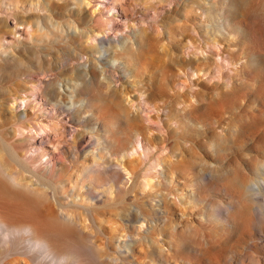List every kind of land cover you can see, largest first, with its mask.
<instances>
[{
    "label": "rangeland",
    "instance_id": "374dc122",
    "mask_svg": "<svg viewBox=\"0 0 264 264\" xmlns=\"http://www.w3.org/2000/svg\"><path fill=\"white\" fill-rule=\"evenodd\" d=\"M220 1L0 0V134L13 137L10 143L28 170L44 175L59 187H72L83 167L100 162L97 152L103 154V165L105 170L108 168L98 175L102 186L83 182L90 185L93 197L82 194L85 189L77 192L68 187L63 193L57 191V195L38 186L28 191L35 194L28 193L23 183L21 190L10 188L26 198L39 195L41 208L56 205L55 199H60L65 206L59 210L57 226L70 228L63 217L72 215L75 227L81 231L77 237L99 264H157L137 248L131 254L124 244L129 240L127 233L138 239V234L147 230L143 218L137 222L131 216L141 208L155 210L160 199L171 204V219L180 223L182 218L178 240L184 264L201 260L209 238L227 241L228 256L222 264H264V199L243 189L238 179L243 174L248 184L264 178L260 170L264 155L247 166L244 162L250 152L244 144L227 151H221L223 144L211 147L217 140L214 134L223 132L231 139L249 121L248 112L256 104L254 92H264V74L256 76L258 83L247 75H238L236 68L242 56L227 54L228 48L238 50L231 48L233 36L219 27L221 18L216 21L218 32L214 34V18L203 14V10L219 12ZM254 1L250 19L238 24L234 33L246 45L245 56L250 55L251 47L263 42L260 32L264 30V0ZM183 3L193 9L186 16L189 21L184 20ZM175 6L180 10L178 23L173 21ZM72 14L86 17L88 24L79 28ZM168 29L174 36L182 33L186 40L169 41ZM139 30L151 35L153 52L146 64L131 71H123L122 61L111 60L110 52L89 51L95 45L106 48L108 42L121 46L124 39ZM73 37L78 38L77 43ZM196 48L216 62L194 61L193 66L201 71L195 74L187 68L185 74L179 65L183 58L195 60ZM90 58L94 63L88 62ZM165 65L169 73L166 81H160L158 68ZM83 66L96 67L105 75L106 85L78 81L77 101L97 106L95 115L104 113V107L105 118L77 112L87 108L81 102L74 104L72 71ZM252 69L256 67L250 66ZM51 85L58 95L50 93ZM200 95L208 101H223L222 106L214 102L216 121H210L205 129L206 137L212 140L205 147L193 146L191 150L193 138L179 110L184 105L186 109ZM200 119L196 118L199 126L203 123ZM136 125L140 133L133 137ZM193 129L200 127L197 124ZM181 149L186 163L179 165ZM200 158L214 163L215 171L209 179L202 177ZM7 162L5 168L15 172L18 180L29 176ZM107 162L119 166L109 167ZM111 170L121 173L115 183L110 180ZM247 210L251 222L241 239L240 230L232 224ZM227 215L231 221L225 222L223 217ZM156 238L164 244L162 235ZM166 239L168 242V234Z\"/></svg>",
    "mask_w": 264,
    "mask_h": 264
},
{
    "label": "bare ground",
    "instance_id": "6f19581e",
    "mask_svg": "<svg viewBox=\"0 0 264 264\" xmlns=\"http://www.w3.org/2000/svg\"><path fill=\"white\" fill-rule=\"evenodd\" d=\"M175 2L177 4L178 0H175ZM254 3V0H221V9L219 10V12H216V14H214L212 12L208 13L206 10H203V14L205 16L209 14L208 16L214 18V22H211L213 26L215 25L214 34L218 32L216 21L218 18H221L223 23L220 24L219 27L224 30L225 34L233 36L235 41L232 42L231 48H233L234 46L235 48H237L236 50H238L234 52L232 49L228 48L226 49L227 54L230 56L236 54L234 58L242 56V61L237 64L236 68L238 75L240 77L242 74L247 75L250 77V80H254V82L256 81L258 83V78L256 76L258 74H264V30L262 29V31L260 32L261 37L263 36V42L254 48L251 47L250 55H247L250 57L244 55L246 51V45L244 41H240L239 39H237L234 34L238 31L237 25L242 24V21H245L250 16L249 13L250 10L253 9ZM172 10L174 14L173 21L174 23H178L180 19L177 17V14L180 13V10L178 6H175ZM182 12L184 20L189 21L186 16L193 12L191 6L183 3ZM70 16L73 18L75 24L79 28H83L89 22L87 18L83 17L82 15L79 16L78 14H72ZM54 17L55 16H53V18ZM55 19H59V16ZM167 34L168 40L172 41L173 43H181L184 39L186 40V36H184L182 33L176 34L177 36H174L170 29H168ZM157 35H159V32H157ZM86 36L87 35H85L84 33L82 34V37L85 38ZM72 39L74 40V42H78L77 37H73ZM107 45L108 46L106 48L104 47L103 49L98 48V46L95 45L89 48V51L95 53L110 52L112 54L111 60L122 61L123 71L128 72L133 68H137L142 66L143 64H146L148 60L151 59L154 44L151 35H148L146 30H139L137 32H134L132 37L124 39L121 43V46L113 45V43L111 42H108ZM203 52L204 51L202 49L196 48L195 52H193L195 60L192 58H183V61L179 65L183 73H185L187 68H190L191 71L195 74H198L201 71L199 67L193 66L194 61H196L197 63L204 60H207L208 62H216L211 58H208L206 56L204 57ZM216 56L218 57L219 53ZM220 57L221 59L223 58L222 56ZM229 60L232 61L231 57L229 58ZM88 62L94 63V59L90 58L88 59ZM250 66H255L256 69L249 70ZM158 70L160 71V81H166L167 73H169L168 66L165 65L162 69L158 68ZM72 74H74V76L71 89H74V91L71 93V96H74V104L81 102L82 106H85L88 109H85L86 111L77 110V112L79 114L90 113V116L94 117L95 119L105 118L104 107L102 109L104 113L102 112L95 115L96 112L99 111V108H97V106L88 105V103L85 102L83 98V101H80V99L77 101L80 96L79 94H77L79 88L78 81L81 84L93 83L96 81L102 85H106L105 75L102 72L98 71L96 67L89 66L87 68L86 66H83L81 68L74 69L72 71ZM51 87L52 88L50 90V93L52 95H58L57 89L54 87V85H51ZM254 93L256 104L254 105V108L248 112L249 121L247 123H243V125L237 132L234 133L231 139L228 138V135L223 132H221L219 135L214 134L217 140H215L214 145L211 146L217 147L220 144H223L224 147L221 149V151H227L231 150L238 144H244L245 150H247V152H250L247 155L246 161L244 162L246 163V165L248 164V162L250 165V163L252 161H255L256 158L258 160L259 157H263L264 155V92L256 91ZM216 95L218 94L216 93ZM231 95L234 94L231 93ZM193 100V102L191 101L188 104L186 109V105H184L185 107H181L182 110H179L182 112V114L180 113L181 119H183L187 123V127L190 130V137L191 139L193 138L192 142H190L191 146H189L191 150L193 146L205 147L207 144L206 142L212 140V138L209 139L206 137L207 134L205 129L210 125V121H216L214 117V106L217 103L221 105L222 98L221 100H217L220 103L217 102L215 98L214 101L213 99L212 101H208L201 95L200 98L196 97ZM214 102L217 103L215 104ZM118 113H120V111ZM200 115L203 116L202 118L204 119H200ZM196 118H199L203 122L200 126L198 123L199 121H197ZM197 124L201 130L193 129V127ZM139 130L140 129H138L137 125L133 126L132 136L135 137L138 133H140ZM15 134L16 133H14V135ZM12 138L13 137H7L3 134H0V264H99L94 257V254L87 247H85L80 242L79 237H77V233L80 230L79 228H76V222L71 219L73 217L72 215L67 213L63 217V221L66 224L70 225V228H61L57 226L56 220L59 217V210L65 206L64 204H62L60 199H55L56 205L50 204L44 208H41L40 206H38L40 205L39 195L34 196V198H26L25 196L12 191L11 188L21 190L19 189L21 185L20 183H23L25 185L23 186V188L27 190L26 192L32 190L31 188H33L34 186H38L45 189H50L55 195H57V191L63 193L68 187L70 189L73 188V190H77V192H82V190L85 189L82 194L93 197L94 194L91 188H89V184L94 185L97 188L99 186H102V184L100 185V183L102 182L99 178V173L108 169L107 168L105 170V167L103 165L104 163H106V159L103 157V154L97 152L100 162H94L93 165L83 167V169L79 173V177H77L72 183V187L63 185H60L61 187H59L57 183L49 180L44 175L28 170V166L21 161L20 156L16 152L15 148L11 145L10 141L12 140ZM225 143H227L228 145H225ZM183 153L184 152H182V149L179 150V157H177V163L179 165L180 163H186V157H184ZM91 154H93V152H91ZM7 160L13 164L14 169L16 167H19L21 170L26 171L29 176H22L18 180L16 178L15 172L10 171L9 169H7V167L5 168V166L8 165ZM107 163L109 167L119 166L118 163ZM199 163L202 167V177L209 179L211 173L215 171L214 163H209L206 159L203 158L199 159ZM260 170L264 176L263 160L261 162ZM119 173L117 172V170L113 171L112 173L111 170L112 179L110 180L115 183L119 177ZM79 179L82 185H79ZM119 179H121V177H119ZM238 179L239 185L243 189L247 190L254 196L260 195L264 199V178H259L257 181H249L248 184L246 182V176H244L243 174H240L238 176ZM83 182L84 184L85 182H88L89 186L83 185ZM252 185L256 186V188H252ZM234 195L235 194H233V196ZM254 200L256 199L254 198ZM170 205L171 204H169L168 201L160 199L158 201V204L156 205L155 210L147 212L143 211L141 208L140 210H137V212L133 216H131V218H135L137 222H140L141 218H143L142 221L146 223L147 227L145 233L138 234V239H135L132 234L127 233L126 237H128L129 240L124 244V247L127 250L131 251V254H134V249L137 248L144 254L146 258L149 257L152 261H157V264H184L183 262H181L182 248L178 240V236L180 237L179 233L181 230H179V227L182 223V218L180 223L170 218L171 215H174V211ZM256 209H258V207L252 208V211ZM226 212L228 213V209H226ZM181 214L185 215L182 212ZM240 216V219H237L236 223H233L232 226H237V228L240 230V238L242 239L244 232H247V227L250 226L251 219L248 210L242 212ZM223 219L225 222H228L231 217L230 215H227L223 217ZM77 222L80 225L82 223L81 218H78ZM140 225L143 227V223ZM166 234L169 235L168 242L166 239ZM158 235H162V241L164 243L163 245H161L159 240L156 238L158 237ZM165 244L168 245L167 249L164 247ZM228 247L229 245H227V241L223 240L222 238H209L206 246L201 252V260L198 262H192L190 260L187 261L186 264H222L221 262L225 261L227 258L226 255L228 252ZM212 259L215 260V262ZM83 260L85 261L84 263H82ZM255 264L261 263L256 262Z\"/></svg>",
    "mask_w": 264,
    "mask_h": 264
}]
</instances>
